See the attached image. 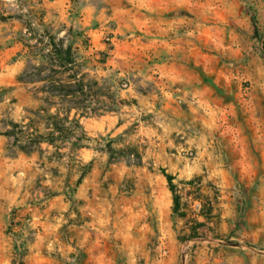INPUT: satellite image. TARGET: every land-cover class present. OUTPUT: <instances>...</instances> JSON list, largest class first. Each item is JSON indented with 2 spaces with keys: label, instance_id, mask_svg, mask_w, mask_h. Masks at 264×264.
<instances>
[{
  "label": "rangeland",
  "instance_id": "obj_1",
  "mask_svg": "<svg viewBox=\"0 0 264 264\" xmlns=\"http://www.w3.org/2000/svg\"><path fill=\"white\" fill-rule=\"evenodd\" d=\"M0 264H264V0H0Z\"/></svg>",
  "mask_w": 264,
  "mask_h": 264
},
{
  "label": "trees",
  "instance_id": "obj_2",
  "mask_svg": "<svg viewBox=\"0 0 264 264\" xmlns=\"http://www.w3.org/2000/svg\"><path fill=\"white\" fill-rule=\"evenodd\" d=\"M54 41H55L54 38H52L51 43H50V47H52L53 52H50L48 55H44V59L47 60L50 63V65L53 66L54 68H58L62 71L68 72L70 71L69 67L74 64L72 52L69 48L65 49L63 45L59 46L55 44ZM69 86L70 85L68 84L60 83L59 89L58 88H55V89L57 91H65V89L69 88ZM80 91H83V86H81ZM65 120L69 122V118H65ZM15 127H18V125H16ZM7 135L13 136V137L15 136L14 133L7 134ZM51 137H54L53 133L49 134V138L51 140H47L45 137L38 135L37 136L38 140L36 143L41 144L45 141H48L50 144H53L55 140ZM162 174L166 177L168 184H169L170 191L172 192L174 196V199H175L174 212L177 213L179 211L180 197L177 194V189L174 184L175 178L174 176L167 174L165 170H162Z\"/></svg>",
  "mask_w": 264,
  "mask_h": 264
}]
</instances>
